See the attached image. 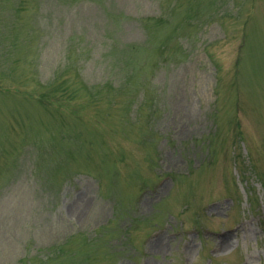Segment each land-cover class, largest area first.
<instances>
[{"label": "rangeland", "instance_id": "374dc122", "mask_svg": "<svg viewBox=\"0 0 264 264\" xmlns=\"http://www.w3.org/2000/svg\"><path fill=\"white\" fill-rule=\"evenodd\" d=\"M0 264H264V0H0Z\"/></svg>", "mask_w": 264, "mask_h": 264}, {"label": "trees", "instance_id": "16d2710c", "mask_svg": "<svg viewBox=\"0 0 264 264\" xmlns=\"http://www.w3.org/2000/svg\"><path fill=\"white\" fill-rule=\"evenodd\" d=\"M56 250H58V249H56Z\"/></svg>", "mask_w": 264, "mask_h": 264}]
</instances>
